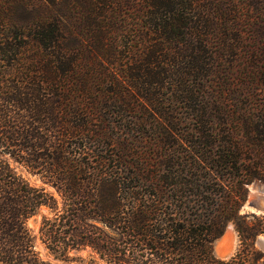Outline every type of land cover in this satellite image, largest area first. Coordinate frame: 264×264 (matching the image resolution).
Wrapping results in <instances>:
<instances>
[{
	"label": "trees",
	"instance_id": "obj_1",
	"mask_svg": "<svg viewBox=\"0 0 264 264\" xmlns=\"http://www.w3.org/2000/svg\"><path fill=\"white\" fill-rule=\"evenodd\" d=\"M261 42L264 0H0V264H55L41 246L65 264H259L264 225L240 208L264 182V107L222 103L231 127L210 147L196 137L186 159L136 131L143 104L164 120L162 146L176 129L165 83L232 85L239 70L259 89ZM230 223L243 250L220 260L213 244ZM82 251L87 262L70 256Z\"/></svg>",
	"mask_w": 264,
	"mask_h": 264
},
{
	"label": "rangeland",
	"instance_id": "obj_2",
	"mask_svg": "<svg viewBox=\"0 0 264 264\" xmlns=\"http://www.w3.org/2000/svg\"><path fill=\"white\" fill-rule=\"evenodd\" d=\"M237 3H241V1H238ZM244 13H246V9L244 10ZM249 20L245 19L243 21V25L248 26ZM78 22V24L82 23V19L80 17H78ZM151 23L153 22L148 20V24ZM246 30L248 31V27L246 28ZM245 36L248 37V34H246ZM252 43L253 41L247 40L244 45H240L238 54L240 56L246 54L247 50L250 49V45L253 46ZM256 46L261 49V51H259L258 53L261 55L262 53L264 54V42H261ZM115 68L114 70L120 71L122 70L123 66H120V62H118L117 67ZM115 77L119 82L125 83V80H123V78H121L120 76L117 75ZM232 78V85H229L225 82H218L212 86H209L206 81L200 80L199 77H187L185 84L176 87L173 86V82L165 83L163 89L160 91L162 93V98L169 101L173 100L170 101L171 106H169V108H173L174 111L173 115L170 116L178 118L180 122H178V125L175 126L176 129L171 132L169 138H167V142H165L164 146H162L161 142L164 141L166 135H163L164 130L156 125V121L158 123H164V120L159 115H157V113L152 109L151 106L143 104L144 106H141V108H143L145 112L139 111L137 117L146 118L148 125L141 126V130L136 131V137L138 138V140H140V145L143 147L157 145L159 153L162 155L164 153L174 151L176 157L183 154L186 159V157H188L186 155V152L190 149V146L193 145L192 140L195 141L196 137L202 139L205 146L210 147L211 144H217L210 142L214 139L217 141H221L223 131H227L232 125L226 124L224 122L223 116L219 113V109L221 108L222 103H224L232 112L236 114H238V112H242L246 109H252L257 106L264 107V81L260 80V88L254 89V87H252V85L254 84L252 83L250 77H247V79H245L239 70L232 74ZM150 80L151 79L147 77H145L143 80H139L141 81L140 87L142 86V83H144L146 87L142 89L141 95L144 97H147L150 93L155 92V87L146 86L150 83ZM109 109L117 110V108L114 109V107L112 106H110ZM118 123L120 122H116V124ZM243 130L244 129H232L234 138L237 142H241L240 140H243V137H245L246 133L245 130ZM217 132L220 133L217 134ZM204 134L208 135L210 138L206 139ZM192 135H194V138ZM189 142H191V144ZM27 177L33 185L44 186L50 193H52L57 199H59L55 191L51 187L44 185L38 179V177L31 176L30 174H27ZM247 191L248 192L246 194L245 201L240 208V214L247 217L246 221L250 226L255 225L259 221H262L264 225V212H256L254 211V209L245 207L248 202L256 201L260 203V206L262 208L264 207V182L255 180L254 182L247 185ZM41 214L48 215V212L46 209H44ZM41 214L30 221V226L35 231L38 230L42 218ZM230 229L232 231V241L234 244V251L232 256L230 257L232 258L238 251L243 250V244L233 223L228 224L225 231L227 232ZM259 239L264 240V231L256 237L254 242L255 247L258 250L262 251L257 245V241ZM40 250L42 255L51 262L55 264H65L47 255L43 246L40 247ZM262 253L264 252L262 251ZM70 256L72 258H81L86 262L89 259V254L86 251H82L80 253L72 252ZM71 264L78 263L71 262ZM259 264H264V259L260 261Z\"/></svg>",
	"mask_w": 264,
	"mask_h": 264
},
{
	"label": "bare ground",
	"instance_id": "obj_3",
	"mask_svg": "<svg viewBox=\"0 0 264 264\" xmlns=\"http://www.w3.org/2000/svg\"><path fill=\"white\" fill-rule=\"evenodd\" d=\"M255 190H257V189H255ZM232 240H233L232 231L230 229L225 233V235L222 237V239L216 245L215 255L217 258L228 259L233 254L234 244H233Z\"/></svg>",
	"mask_w": 264,
	"mask_h": 264
},
{
	"label": "water",
	"instance_id": "obj_4",
	"mask_svg": "<svg viewBox=\"0 0 264 264\" xmlns=\"http://www.w3.org/2000/svg\"><path fill=\"white\" fill-rule=\"evenodd\" d=\"M246 208H251V209H254V211H256V212H264V207L262 208L261 206H260V203L259 202H248L247 204H246V206H245ZM225 233H226V231L224 232V234L221 236V237H219L215 242H214V255H215V248H216V245H217V243L222 239V237L225 235ZM257 245L259 246V248L264 252V240L263 239H259L258 241H257ZM216 256V255H215ZM232 256V255H231ZM230 256V257H231ZM229 257V258H230ZM228 258V259H229Z\"/></svg>",
	"mask_w": 264,
	"mask_h": 264
}]
</instances>
